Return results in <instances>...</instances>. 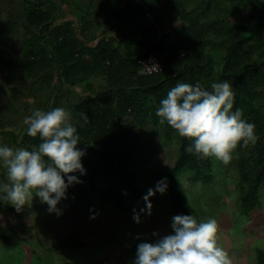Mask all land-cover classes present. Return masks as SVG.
I'll use <instances>...</instances> for the list:
<instances>
[{
    "label": "trees",
    "instance_id": "1",
    "mask_svg": "<svg viewBox=\"0 0 264 264\" xmlns=\"http://www.w3.org/2000/svg\"><path fill=\"white\" fill-rule=\"evenodd\" d=\"M125 1L118 2L104 17L107 25L103 28L104 33L111 32L127 18L138 16L145 4L154 13L153 25L118 36L101 34L98 40L95 36L85 39L87 25L78 30L71 21L51 26L52 11L39 1L29 2L25 20L36 30L23 40V51L19 57L21 70L29 75L40 74L42 85L57 88L59 86L53 83L55 72L60 85L84 81L88 89L92 87V76L104 77L101 90L67 107L80 135L77 147L86 153L81 159L87 167L86 177L90 181L99 175L114 178L113 188L101 193L113 201L116 196L111 190L119 181L125 183L132 196L141 195L142 189L135 180L137 141L145 128L154 131V125L160 122L155 113L171 88L178 82H199L210 88L214 81L227 80L235 94L233 110H243L244 119L255 124L259 137L254 145L237 148L243 152L238 158L240 186L246 184L238 202V211L247 215L259 205L258 192L264 183V7L259 13H242L246 2L231 0L230 4L217 6L215 16L207 17L213 9L209 0L198 12L195 6L186 7L180 0ZM176 14L183 24L172 29L178 39L173 43L169 41V31L157 35L156 30L159 26L168 29ZM201 16L205 18L201 19ZM7 22L8 25L13 24L9 20ZM209 48L210 52L207 51ZM151 52L158 55L167 52L169 59L158 73L138 74V59ZM59 100L57 93L51 109L59 107ZM81 113L88 116V123H83ZM161 127L163 144L168 146L173 140L178 143L175 159L162 175V179L167 178L165 193L168 194L167 206L171 207L165 213L193 215L197 219L189 192L179 176L181 172H189L191 182H209L220 174L212 173L214 167L219 171L217 160L214 157L200 159L187 153L185 149L191 141L180 137L166 122ZM39 142L38 137L27 135V129L20 140V143L30 146H37ZM72 175L80 180L85 176L79 172ZM73 185L80 186L79 183ZM71 186L67 191L70 195ZM80 189L84 190L83 187ZM5 206L8 204L0 202V212L6 210ZM5 240L6 243L12 241L8 236ZM67 243L74 246L82 244L72 240ZM123 246L130 252L137 251L133 243H123ZM255 264H264V248H255Z\"/></svg>",
    "mask_w": 264,
    "mask_h": 264
},
{
    "label": "rangeland",
    "instance_id": "2",
    "mask_svg": "<svg viewBox=\"0 0 264 264\" xmlns=\"http://www.w3.org/2000/svg\"><path fill=\"white\" fill-rule=\"evenodd\" d=\"M33 1L45 4L52 11L51 26L66 21H71L77 30L89 26L86 27L87 40L94 36L98 40L101 34L118 36L132 29L150 28L154 21V13L144 3L138 16L127 18L111 32L104 33L107 27L104 17L122 0H0V146L7 145L13 149L22 147L31 150L34 147L20 143L27 129L23 121L32 110H52L51 104L58 93L61 99L59 107L69 111L68 105L95 94L104 85L102 75L91 77L90 89L84 81L73 85L63 82L60 85L54 71L53 83L59 88L47 87L39 82L40 74L29 75L21 70L19 57L23 51V40L36 30L25 20L26 6ZM180 1L186 7L195 6L198 12L206 6L207 0ZM209 1L213 9L207 17L216 15L217 6L231 2ZM125 2L123 0L122 3ZM244 2L246 7H242V13H259L264 7V0ZM204 18L201 16V19ZM7 20L13 24L8 25ZM99 21L103 23L99 24ZM182 24L176 14L168 29L159 26L156 33L169 31V41L175 43L178 39L172 29ZM207 51L210 52L211 48ZM142 133L134 152L135 180L142 189L141 195L132 196L125 183L119 181L111 190L116 196L113 201L101 193L113 188L114 178L99 175L90 181L85 174L81 179L83 182L79 183L84 190L72 185V195L66 192L67 198L58 203L60 215L49 213L48 205L41 203L38 197L33 199L31 208L25 206L20 213L11 205L5 206L6 210L0 212V264H134L137 251H128L123 243L138 246L142 242L154 243L158 237L153 233L160 237L173 234L171 224L174 216L165 213L171 208L167 206L168 194L156 192L150 198V215L143 197L149 188L155 189L157 182L162 180L164 170L172 165L178 143L173 140L168 146L163 144L160 122L154 125V131L145 128ZM242 154L236 149L228 165L217 160L219 171L214 167L212 173L220 174L209 182L193 183L188 178L189 172H181L179 179L189 192L197 221L216 220L218 244L228 253L232 264H255V248H264V183L258 192L259 205L247 215L245 212L240 214L238 202L246 190V184L240 186L239 182L238 158ZM81 162L87 171L86 165ZM2 182H7V178L5 170L0 167ZM134 215H139V223L134 220ZM6 236L12 239L10 243H6ZM71 240L82 244L74 246L67 243Z\"/></svg>",
    "mask_w": 264,
    "mask_h": 264
},
{
    "label": "clouds",
    "instance_id": "3",
    "mask_svg": "<svg viewBox=\"0 0 264 264\" xmlns=\"http://www.w3.org/2000/svg\"><path fill=\"white\" fill-rule=\"evenodd\" d=\"M234 103L235 94L227 80L214 81L210 88L199 82H178L160 101L155 114L161 124L166 122L180 137L191 141L185 149L187 153L200 159L214 157L228 165L238 146L248 147L259 139L255 124L244 119L242 109L233 110ZM80 116L84 124L88 123L85 113ZM72 120L71 113L63 107L34 109L23 123L27 135L38 137L39 144L31 150L0 146V167L7 178V182L0 183V202L20 213L25 206L31 208L38 197L48 205L49 213L61 214L57 205L67 198V189L83 182L72 173L86 174L81 162L86 153L77 147L80 135ZM166 190V177L157 182L155 189H148L143 199L149 215L150 198ZM133 218L140 222L139 215ZM171 228L173 234L160 237L153 233L158 237L154 243L138 244L134 264H232L218 244L215 219L198 222L193 215H176Z\"/></svg>",
    "mask_w": 264,
    "mask_h": 264
},
{
    "label": "built area",
    "instance_id": "4",
    "mask_svg": "<svg viewBox=\"0 0 264 264\" xmlns=\"http://www.w3.org/2000/svg\"><path fill=\"white\" fill-rule=\"evenodd\" d=\"M168 59H169V54L167 52L162 53L160 55L151 52L146 56L138 59L139 65H138L137 73L140 75L158 73L163 69L164 64Z\"/></svg>",
    "mask_w": 264,
    "mask_h": 264
}]
</instances>
